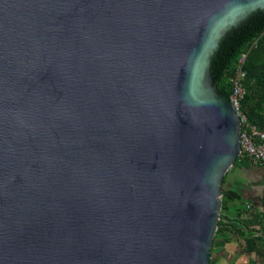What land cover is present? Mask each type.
Here are the masks:
<instances>
[{
    "label": "water",
    "instance_id": "1",
    "mask_svg": "<svg viewBox=\"0 0 264 264\" xmlns=\"http://www.w3.org/2000/svg\"><path fill=\"white\" fill-rule=\"evenodd\" d=\"M264 0H0V264H210L241 118L211 56Z\"/></svg>",
    "mask_w": 264,
    "mask_h": 264
},
{
    "label": "trees",
    "instance_id": "2",
    "mask_svg": "<svg viewBox=\"0 0 264 264\" xmlns=\"http://www.w3.org/2000/svg\"><path fill=\"white\" fill-rule=\"evenodd\" d=\"M243 52H247L245 63L247 76L245 96L240 108L247 116L249 125L264 131V9L253 11L246 21L226 31L218 48L211 56L213 78L218 92L226 101L230 99L236 66ZM239 160L252 159L241 155L236 162ZM221 195V217L211 254L219 240L228 241L225 235L245 236L243 233L245 222L240 220L243 212L239 211L245 208L244 198L236 190L225 189L224 183Z\"/></svg>",
    "mask_w": 264,
    "mask_h": 264
},
{
    "label": "crops",
    "instance_id": "3",
    "mask_svg": "<svg viewBox=\"0 0 264 264\" xmlns=\"http://www.w3.org/2000/svg\"><path fill=\"white\" fill-rule=\"evenodd\" d=\"M224 188L244 198V237L225 235L211 254L210 264H264V168L252 160H239L228 171ZM241 204V203H240Z\"/></svg>",
    "mask_w": 264,
    "mask_h": 264
},
{
    "label": "built area",
    "instance_id": "4",
    "mask_svg": "<svg viewBox=\"0 0 264 264\" xmlns=\"http://www.w3.org/2000/svg\"><path fill=\"white\" fill-rule=\"evenodd\" d=\"M246 58L247 52H243L236 66L229 101L241 118V155H245L253 161L258 162L264 168V131L254 125H249L247 116L240 108L245 96V79L247 76L245 69Z\"/></svg>",
    "mask_w": 264,
    "mask_h": 264
}]
</instances>
